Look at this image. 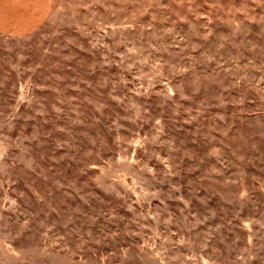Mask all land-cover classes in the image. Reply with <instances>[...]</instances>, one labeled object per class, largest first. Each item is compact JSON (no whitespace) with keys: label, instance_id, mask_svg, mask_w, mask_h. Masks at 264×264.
<instances>
[{"label":"rangeland","instance_id":"374dc122","mask_svg":"<svg viewBox=\"0 0 264 264\" xmlns=\"http://www.w3.org/2000/svg\"><path fill=\"white\" fill-rule=\"evenodd\" d=\"M0 32V264H264V0H49Z\"/></svg>","mask_w":264,"mask_h":264},{"label":"crops","instance_id":"0c3cea01","mask_svg":"<svg viewBox=\"0 0 264 264\" xmlns=\"http://www.w3.org/2000/svg\"><path fill=\"white\" fill-rule=\"evenodd\" d=\"M49 0H0V32L24 33L38 25Z\"/></svg>","mask_w":264,"mask_h":264}]
</instances>
